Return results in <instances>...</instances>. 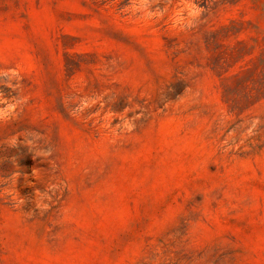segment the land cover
Here are the masks:
<instances>
[{
  "label": "rangeland",
  "instance_id": "obj_1",
  "mask_svg": "<svg viewBox=\"0 0 264 264\" xmlns=\"http://www.w3.org/2000/svg\"><path fill=\"white\" fill-rule=\"evenodd\" d=\"M0 264H264V0H0Z\"/></svg>",
  "mask_w": 264,
  "mask_h": 264
}]
</instances>
